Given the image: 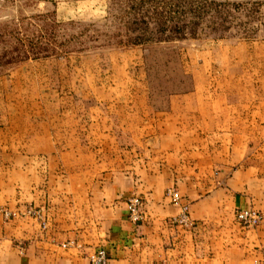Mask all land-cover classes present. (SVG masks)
Returning <instances> with one entry per match:
<instances>
[{
    "label": "rangeland",
    "instance_id": "374dc122",
    "mask_svg": "<svg viewBox=\"0 0 264 264\" xmlns=\"http://www.w3.org/2000/svg\"><path fill=\"white\" fill-rule=\"evenodd\" d=\"M195 105L264 170V0H0V228L153 173Z\"/></svg>",
    "mask_w": 264,
    "mask_h": 264
},
{
    "label": "crops",
    "instance_id": "0c3cea01",
    "mask_svg": "<svg viewBox=\"0 0 264 264\" xmlns=\"http://www.w3.org/2000/svg\"><path fill=\"white\" fill-rule=\"evenodd\" d=\"M190 113L192 121L180 116L166 124L192 132L161 139L163 160L153 173L119 172L108 189L99 185L80 205L67 195L50 201L43 226L25 219L11 230L1 222L0 264H88L98 249L111 264H264V220L248 230L234 217L238 210L264 213V170L235 157L230 139L198 138L197 105L185 107L184 119ZM175 185L187 198L190 228L171 224L180 209L164 192ZM132 196L142 201L139 225L128 220L125 201Z\"/></svg>",
    "mask_w": 264,
    "mask_h": 264
},
{
    "label": "built area",
    "instance_id": "2783aa9c",
    "mask_svg": "<svg viewBox=\"0 0 264 264\" xmlns=\"http://www.w3.org/2000/svg\"><path fill=\"white\" fill-rule=\"evenodd\" d=\"M165 195L172 205L178 206L180 213L171 219V224L190 228L192 222L189 216V209L186 204L181 202V198L174 188L166 189ZM128 220L139 225L143 218L142 201L137 197H132L127 201ZM235 220L244 229H254L264 220V213L255 210H238L235 212ZM88 264H111L109 258L103 250H95L88 256Z\"/></svg>",
    "mask_w": 264,
    "mask_h": 264
},
{
    "label": "trees",
    "instance_id": "16d2710c",
    "mask_svg": "<svg viewBox=\"0 0 264 264\" xmlns=\"http://www.w3.org/2000/svg\"><path fill=\"white\" fill-rule=\"evenodd\" d=\"M177 32H178V29H177Z\"/></svg>",
    "mask_w": 264,
    "mask_h": 264
}]
</instances>
